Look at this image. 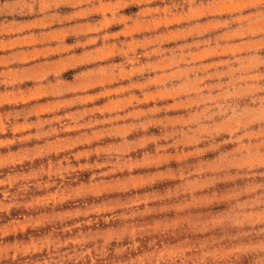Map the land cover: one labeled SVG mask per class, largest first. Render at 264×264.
Here are the masks:
<instances>
[{
    "label": "rangeland",
    "instance_id": "rangeland-1",
    "mask_svg": "<svg viewBox=\"0 0 264 264\" xmlns=\"http://www.w3.org/2000/svg\"><path fill=\"white\" fill-rule=\"evenodd\" d=\"M88 1L0 0V264H264V0H92L68 80Z\"/></svg>",
    "mask_w": 264,
    "mask_h": 264
},
{
    "label": "crops",
    "instance_id": "crops-1",
    "mask_svg": "<svg viewBox=\"0 0 264 264\" xmlns=\"http://www.w3.org/2000/svg\"><path fill=\"white\" fill-rule=\"evenodd\" d=\"M57 16V21L53 24H42L45 17L48 21L52 17L51 15L32 18L29 28H32L31 33L27 32L23 37L41 31L52 37L40 47V50L48 54H56V62L61 63L64 71L76 69L80 65H87L88 67L82 71H76L68 80H90L88 75L96 73L100 66L98 64L106 61L112 55L111 51L108 54L106 52L107 42L104 44L94 42L97 41V30H95L96 19L92 16V0L88 1V4L83 8L59 11ZM53 40L55 42H51Z\"/></svg>",
    "mask_w": 264,
    "mask_h": 264
}]
</instances>
